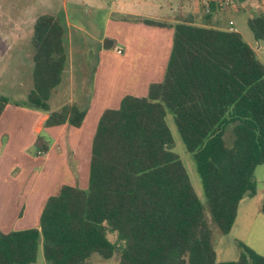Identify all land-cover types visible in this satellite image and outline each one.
I'll use <instances>...</instances> for the list:
<instances>
[{"label": "trees", "instance_id": "trees-1", "mask_svg": "<svg viewBox=\"0 0 264 264\" xmlns=\"http://www.w3.org/2000/svg\"><path fill=\"white\" fill-rule=\"evenodd\" d=\"M131 21L173 30L162 81L151 83L146 96L126 95L118 109L102 112L87 188L62 185L47 198L37 228L0 232V264L35 263L40 239L46 264H85L92 254L108 260L115 251L118 264H264L242 242L236 261H216L211 227L166 123L171 116L212 222L228 235L241 200L256 194L255 169L264 165V65L234 30L197 26L190 16ZM246 24L264 42V13ZM64 35L56 17L35 20L32 90L21 102L0 97V115L13 105L47 113L44 128L82 125L85 109L67 104L51 112L48 105L67 63ZM50 146L44 134L33 143L39 155Z\"/></svg>", "mask_w": 264, "mask_h": 264}, {"label": "crops", "instance_id": "crops-1", "mask_svg": "<svg viewBox=\"0 0 264 264\" xmlns=\"http://www.w3.org/2000/svg\"><path fill=\"white\" fill-rule=\"evenodd\" d=\"M127 2L117 10L119 16L112 19L114 24L125 25L119 27L133 35L130 40H126L121 35L112 37L114 42H119L121 45L118 50L120 54L116 52V55L123 57L120 65L127 66L128 88L124 86L127 90L117 91L114 76L111 81L109 68L106 74L102 75L104 63L101 61L93 80L91 97L81 105H77L80 109L86 110L85 119L79 128L67 124L44 128L43 123L47 118V113L13 105H7L1 113L0 232L7 228L13 231L37 228L47 198L57 195L62 185L77 186L83 189L86 186L84 185L86 176L82 180L80 173L76 172L75 175L73 169H79L81 158L82 160L85 158V163L89 164L91 142L102 112L106 109L118 108L121 99L126 95L146 96L151 83L162 81L171 50L173 30L131 20L151 19L177 23L190 16L197 26L226 31L234 30L240 33L238 29H234L238 17H233V15L241 10L254 11L261 4L257 0H236V4L228 10L205 13L200 3L191 0H127ZM39 134L46 135L51 141L45 161L55 166L54 173L43 177L41 176L43 171L39 172L38 167H35L30 176L31 180L28 179L30 183L28 187L20 189L17 193L2 190L7 183L19 184L18 177H12L11 171L8 173V170L12 167L10 165H17L18 155L25 157L27 161H34L26 151L33 146ZM69 165L72 167V172ZM31 170H33L32 166ZM4 171L6 172L2 173ZM252 179L256 183V194L246 196L241 200L232 227V229L235 227L240 217L244 229H241L239 235L241 237L235 241H244L246 244L250 243L247 241L246 233L251 234V228L256 224L254 223L255 218L264 217V212L261 210L264 203V165L255 169ZM259 192L261 193L260 198H258ZM261 221L264 223V219ZM257 252L264 257L263 249Z\"/></svg>", "mask_w": 264, "mask_h": 264}, {"label": "rangeland", "instance_id": "rangeland-1", "mask_svg": "<svg viewBox=\"0 0 264 264\" xmlns=\"http://www.w3.org/2000/svg\"><path fill=\"white\" fill-rule=\"evenodd\" d=\"M257 1H260L261 4L256 10H241L233 15V17H238V20L235 21L236 26L234 29L240 31L244 41L252 47L258 60L264 65V42L255 41L246 24L247 17L264 13V0ZM127 3V0H0V97L6 98L11 102H21L26 100L27 95L32 90L33 48L31 39L34 22L41 15L56 17L65 29L63 41L67 54V63L60 84L52 91L49 98L50 111H59L64 105L69 103L81 105L82 102L84 103L88 100L91 97L93 80L101 61L104 63L102 75L106 74L109 68L111 81L114 76V84L117 86V91L127 90L124 89V86L128 88L127 66L123 67L120 65L123 57L116 55L121 45L119 42L112 40V37L120 35L126 40L133 38L131 32L122 30L119 27L125 25H117L119 23L114 24L112 21V19L119 16L117 10L121 5ZM234 4H236V0ZM105 40H110L114 43L111 48L105 49L103 47ZM116 74L118 75L117 77ZM34 121L33 119V123ZM166 123L174 141L173 150L179 156L186 169L191 185L203 205L211 227L216 261L234 262L239 257L237 247V242L239 241L236 242L235 240L241 237L239 236L241 229H244L241 223L242 220L239 217L235 227L228 235L223 236L218 232L210 217L203 190L195 171L194 162L186 152L171 116L166 117ZM26 153L34 161H27L25 157H19L18 155L16 158L17 165H10L12 167L8 170V173L11 171L12 177L17 176L19 184L7 183L2 190L17 193L20 189L28 187L30 185L28 179L31 180L30 176L35 167H38L39 172L43 171L41 174L43 177L51 176L54 173L55 166L45 161L47 154H37L33 146ZM79 161V169L74 170V172L75 175L76 172H79L82 180L86 176V184H84L86 186L83 188L86 189L89 164L85 163V158L83 160L81 158ZM31 166L33 170H31ZM70 168L72 172V167L70 166ZM258 190H260V187H258ZM260 196L261 193L259 192L258 198ZM261 219H264V217L255 218L254 223L256 224L252 226L251 234L246 231L247 241L251 244H246L242 241L243 244L252 250L254 249L259 255L261 254L257 251H262V249L264 251V223H262ZM11 231L13 229L7 228L1 233L7 234ZM115 235H109L112 242H116ZM39 243L37 258L33 264H46L43 258L41 239ZM118 261L119 253L115 251L108 260L102 259L97 254H92L85 264H118Z\"/></svg>", "mask_w": 264, "mask_h": 264}, {"label": "built area", "instance_id": "built-area-1", "mask_svg": "<svg viewBox=\"0 0 264 264\" xmlns=\"http://www.w3.org/2000/svg\"><path fill=\"white\" fill-rule=\"evenodd\" d=\"M198 2L202 5V9L205 13L210 12V8L213 6L218 10H228L234 6L233 0H191ZM120 54V52H117Z\"/></svg>", "mask_w": 264, "mask_h": 264}, {"label": "water", "instance_id": "water-1", "mask_svg": "<svg viewBox=\"0 0 264 264\" xmlns=\"http://www.w3.org/2000/svg\"><path fill=\"white\" fill-rule=\"evenodd\" d=\"M112 45H113V42L110 41V40H105L104 43H103V47H104L105 49H109V48H111Z\"/></svg>", "mask_w": 264, "mask_h": 264}]
</instances>
